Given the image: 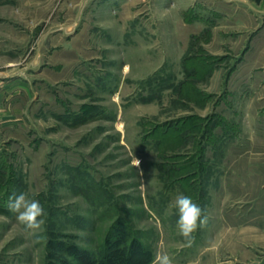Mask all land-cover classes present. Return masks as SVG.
I'll list each match as a JSON object with an SVG mask.
<instances>
[{
    "label": "rangeland",
    "instance_id": "374dc122",
    "mask_svg": "<svg viewBox=\"0 0 264 264\" xmlns=\"http://www.w3.org/2000/svg\"><path fill=\"white\" fill-rule=\"evenodd\" d=\"M188 3L0 0V264H264V44Z\"/></svg>",
    "mask_w": 264,
    "mask_h": 264
},
{
    "label": "clouds",
    "instance_id": "9594fccd",
    "mask_svg": "<svg viewBox=\"0 0 264 264\" xmlns=\"http://www.w3.org/2000/svg\"><path fill=\"white\" fill-rule=\"evenodd\" d=\"M139 163L137 160L136 166ZM173 206L178 213L177 228L183 237H191L198 228L206 224L207 217L204 216L203 209L192 197L177 195ZM8 208L17 214L16 218L25 231L32 233L43 231L47 213L38 200L29 199L23 192L14 193L9 197ZM155 264H173V261L167 254H157Z\"/></svg>",
    "mask_w": 264,
    "mask_h": 264
},
{
    "label": "crops",
    "instance_id": "0c3cea01",
    "mask_svg": "<svg viewBox=\"0 0 264 264\" xmlns=\"http://www.w3.org/2000/svg\"><path fill=\"white\" fill-rule=\"evenodd\" d=\"M198 1V0H196ZM200 1V0H199ZM208 4L214 6V11L218 12L222 18V22H226L228 18L232 19L231 24L241 30L239 36L240 44L250 41V44H264V37L254 42V35L251 32H264V0H205ZM195 0H189L188 5L191 6ZM232 26L233 28H235ZM215 29H221L219 24ZM217 30L213 29L212 39L215 38ZM214 33V35H213ZM251 34V35H250ZM262 34V33H261ZM226 41V40H224ZM239 41V40H238Z\"/></svg>",
    "mask_w": 264,
    "mask_h": 264
},
{
    "label": "trees",
    "instance_id": "16d2710c",
    "mask_svg": "<svg viewBox=\"0 0 264 264\" xmlns=\"http://www.w3.org/2000/svg\"><path fill=\"white\" fill-rule=\"evenodd\" d=\"M105 257H106V260H108V263H110V260L113 259L109 255L108 256L106 255ZM111 262L113 263V262H115V260H112Z\"/></svg>",
    "mask_w": 264,
    "mask_h": 264
}]
</instances>
